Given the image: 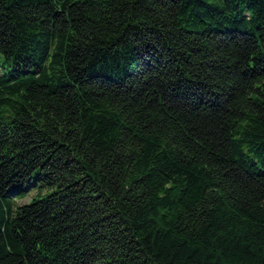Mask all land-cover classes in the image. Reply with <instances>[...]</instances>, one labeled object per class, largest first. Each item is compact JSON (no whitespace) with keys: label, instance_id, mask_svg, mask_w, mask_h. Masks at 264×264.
I'll return each mask as SVG.
<instances>
[{"label":"trees","instance_id":"1","mask_svg":"<svg viewBox=\"0 0 264 264\" xmlns=\"http://www.w3.org/2000/svg\"><path fill=\"white\" fill-rule=\"evenodd\" d=\"M0 264H264V0H0Z\"/></svg>","mask_w":264,"mask_h":264},{"label":"rangeland","instance_id":"2","mask_svg":"<svg viewBox=\"0 0 264 264\" xmlns=\"http://www.w3.org/2000/svg\"><path fill=\"white\" fill-rule=\"evenodd\" d=\"M34 195H35V193L33 192V193L29 194L25 199L17 200V204L18 205H25V204L29 203L30 199L32 197H34Z\"/></svg>","mask_w":264,"mask_h":264}]
</instances>
